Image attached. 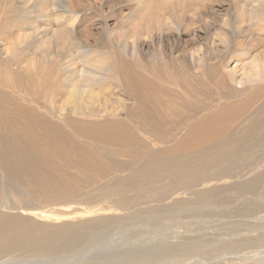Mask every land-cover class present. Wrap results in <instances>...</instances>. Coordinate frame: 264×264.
<instances>
[{"label": "rangeland", "instance_id": "374dc122", "mask_svg": "<svg viewBox=\"0 0 264 264\" xmlns=\"http://www.w3.org/2000/svg\"><path fill=\"white\" fill-rule=\"evenodd\" d=\"M63 1L53 0L44 6L41 0H0V150L6 152L10 146L12 151L13 148H35L32 144L37 142L40 123L48 122L61 133L58 136L47 130V134L63 138L67 143L61 158L50 156L49 153L57 148H50L46 138L41 141L42 136H38L37 144L40 145L37 151L48 154L45 166L51 174L43 180L56 181L54 175L61 169L63 175L66 172L69 173L67 177L79 175L77 180L83 182L80 184L78 181L77 184L78 198L76 195L71 200L37 201L39 210L45 216H39L40 211L37 210L32 217L24 218L18 207H22L27 195L31 196L28 189L35 184L26 176L23 164L12 162L6 166L0 158V224L9 225L4 219L10 218L14 222V217L18 216L20 219L14 224L21 229L33 227L28 229L31 231L36 227L37 230L46 228L51 232L60 229L63 224L81 230L80 227L103 221L106 224L105 233L98 241H92L95 244H89L93 245L88 247V250H93L89 256H94L95 249L99 248L127 246L142 249L158 244L172 248L170 261L184 258L199 260L196 255H187L191 238L212 233L218 235V239H228L230 228L245 231L247 226L250 230L258 223L257 220L247 222L213 212L206 214L201 211L197 215L190 212L193 206L203 203L204 208H215L206 201L211 195V183L199 188L200 192L194 196L186 192L188 185L179 181L173 183L175 186L167 180L155 184L143 179L144 184L139 187L134 184L120 186L118 183L122 181L109 185L122 179L135 181L128 175L141 173L136 161L128 158L132 152L144 149L142 153L147 154L150 149L159 151L165 148L157 141L144 138L131 128L136 129L132 124L129 123L130 127L127 123L126 111H130L135 103L122 89L124 78L126 81L132 71L140 72L149 82L160 87L153 93L165 102L186 98L188 88L195 93L193 103L203 102L207 113H211L219 103H242L252 86L264 84V23L258 27L248 22L246 14L242 24L237 16V10L243 6L240 0H70L76 7L75 14L70 13L66 6L69 0ZM147 11H155L157 18L152 22L146 21L143 14ZM57 15L59 22H55ZM60 28H66L65 35L75 47L68 54L55 47V34ZM46 38L54 44L50 45L48 54L40 48ZM253 58H258V61L252 63ZM83 72L95 84L88 88L92 95H79L70 90L76 80L75 74L84 76ZM238 82L242 84L239 88ZM233 89L241 93L226 99ZM263 94L257 99L256 107L264 99ZM105 106L108 107L106 111ZM250 111L252 108L248 107L246 114ZM35 119H38L37 122ZM115 119L120 121L117 126L126 125L127 131L133 134V144H126L125 147L124 144L115 145L108 138L101 139V132L108 131L109 134L110 130L102 127L106 130L102 131L99 126ZM167 124L169 128L162 125L161 130L170 129L168 132H172L171 124ZM184 133L181 130L177 139H181ZM8 139L13 140L12 143ZM260 144L253 153H246L248 160L238 161L233 157L232 161L230 159L221 165H227L231 173H245L254 168L257 172H264V144ZM80 152L84 155L79 157ZM78 157L82 163L94 157L92 161L104 164L97 165V169H84L81 164L76 169L74 163L79 162ZM105 165L107 168H102ZM113 165H119V171L118 167L113 169ZM40 167L42 169V164ZM42 170L40 172L44 175ZM96 173L99 177L93 182L92 176ZM225 181H221L226 184L222 186L223 190L228 187ZM38 184L41 185V181L37 187ZM167 191L171 194L169 199L152 201L167 196ZM254 191L258 194V190ZM17 196L22 197V204H18ZM173 202H179L178 206H172ZM25 204L32 205L31 202ZM225 205L222 203L220 206ZM153 208H157L156 213L150 211ZM180 208L190 211L178 212ZM151 214H155L156 219L146 220L145 217H151ZM262 215L264 212L254 218ZM7 228L16 226L9 225ZM77 251L80 260L76 264H81L86 252ZM11 257L16 258V255H0V259Z\"/></svg>", "mask_w": 264, "mask_h": 264}, {"label": "bare ground", "instance_id": "6f19581e", "mask_svg": "<svg viewBox=\"0 0 264 264\" xmlns=\"http://www.w3.org/2000/svg\"><path fill=\"white\" fill-rule=\"evenodd\" d=\"M43 1L44 3H42L41 0V5L45 6L47 2L50 3L53 0ZM239 3L243 4V6L240 7L241 9L237 10V16L241 18L240 22L244 24L246 14H248V22L261 27L264 23V0H240ZM66 6L68 10H70V13L72 12L75 14L76 7L70 2V0L69 2H66ZM44 14L48 16L47 11H44ZM143 16L148 22H152L157 18L155 11H147L143 14ZM58 20L57 15L55 22ZM259 30L261 29L259 28ZM66 33V28L58 29L55 34V47L64 51L65 54H68L74 46H72L73 43L67 39L65 35ZM51 42L52 41L47 39L42 41L40 44V48L45 53L47 52V54L50 51V45H54ZM257 61L258 58L252 59V63ZM93 66L95 67L96 63L93 62ZM259 70H261V68ZM85 72H87V70ZM85 72H83L84 76L77 73L75 74L76 80L70 86V90L75 94L80 95V93H86V95H92L91 90L89 91L88 88H91V86H94L95 84L91 83L90 77H85ZM257 73L258 72H256V75ZM87 74L92 75L93 73L88 72ZM130 74L131 76H128L126 81L124 78L121 82L123 91L128 96L133 98L135 103L130 111H126L127 123L132 124V126L136 129L131 127L130 124L129 126L133 130L140 132L144 138L152 139V142L157 141L158 143L164 145L165 148L159 151L151 149L148 151L147 149V154H144L146 152L142 153L144 149L142 151L137 150L132 152L128 158H133L132 160L136 161V165L138 166L137 169L141 173L136 172L135 176L128 175V177H134L135 181L123 179L116 180L109 186L122 181L118 183L120 186L123 185V187H128L131 184H134L135 187H139L144 184L142 179L147 183L155 184L166 180L170 182L169 184L179 181L187 184L188 189L186 192L190 196H194L200 192L199 188L211 183V195H208V199L206 201L209 205H212L215 208H204L205 203H203L193 206L191 211L190 209L187 210L186 208H180L178 212L190 211L195 215L199 214L201 211L206 214L213 212L218 216L225 218H240L241 220L247 222H251L252 219H255L258 223L252 225L250 230L249 227L245 226V231H239L235 227L230 228L228 232L231 235L228 239H218V235L212 233H204L199 237H196L198 235L197 234L196 236H193L196 238L190 239V243L188 245L190 249L187 255H196L199 257V260L184 258L183 260L170 261V252L172 248L160 246L158 244L154 247L151 246L142 249L141 247L129 248L127 246H111V248L104 249L103 247L104 250H100L101 248L98 247L99 249H95L96 254L94 256H89L90 253L93 252V250H88V247H93V245L89 244L94 240L98 241V239L102 237V233H105L106 224L103 221L94 223L90 226L86 225L85 227H80L81 230H74L71 225L69 226L68 224H63L60 226V229L52 230L51 232H49V229L46 228L37 230L36 227L35 230H32L33 227H29L32 228L30 231L28 230V227H25L28 229H21L20 226L18 227L14 224V222L18 219L17 216L14 217V220L16 219L14 222H12L10 218L8 220L4 219L6 223L8 222L9 225L13 227L16 226V228L11 229L7 228L9 226L7 224L4 226L0 224V255L14 254L18 259L12 257L8 259H0V264H49L52 262L76 264V261L80 260L77 258L80 256L78 255L79 251L77 250H85L84 252H86V257L83 261L81 260V264H154L155 262H157L156 264H264V215L254 218L259 213L264 212V172H257L254 168L245 173H231L230 168L227 165H221L230 159L232 161L233 157H235L238 161H246L248 160L247 157H245L246 153H253V151L258 148L260 143H262V145L264 144L263 98L259 106L256 107L258 105L257 99H260L259 97H262V94L264 93V84L252 86L250 93L248 92V97L246 96V100L243 101V99L242 103H219L211 113H207L203 102L201 103L198 101L197 103H193V100L195 101L196 97L195 93L190 91V89L187 88L186 98L180 97L178 98V101L170 99L165 102L160 99L161 96H156L153 93L154 90L158 88L153 82H149L147 78L140 74V72L134 73L132 71ZM241 85V82H238L237 88ZM149 90L152 91V94ZM240 93V91L235 89L230 90L228 95H226L228 96L226 99L229 100L235 98L239 96ZM37 96H39V94ZM256 103L257 105H255ZM248 107H251L252 111L246 114L248 112ZM107 109L108 107L105 106V110H103L106 111ZM204 112L206 114L202 115ZM37 120L35 119L34 121L37 122ZM106 122L108 124L99 126V129H102V127L104 129H109L111 135L110 133L108 134V131L102 129V131L106 132H101V139L104 140L108 138V140H112L111 142H114L115 145L124 144V146L135 142L133 134L127 131L126 125H122V127L117 126L120 124L119 119ZM167 122L171 124L172 132H168L170 129L165 132L161 130L162 125L163 127L167 125L169 128ZM40 125L37 138L34 137L37 142L32 144L35 145V148H13L12 151L9 149L11 148L10 144L13 140L9 141L8 139L11 143L8 144L10 148L8 147L9 149L6 151L7 153L0 150L2 154L0 155V158L6 166L12 162L18 165L19 163L23 164L26 176H28L31 180L33 179L32 181L35 184L34 187L32 186V189H28L31 196L27 195V198H25V202H31L32 205H27L24 202L22 207H18L24 214V218L32 217L35 215L36 211L39 210L40 207L37 206V201L47 203L51 202L53 199L59 200L61 198H65L71 200L75 198L78 193L77 184L79 180H77V178L79 175H76L77 178L72 177L71 174V177H67L66 175L69 173L66 172L65 175H63V171L60 169V172L57 171L54 175L56 181L49 179L43 180L45 179V176L51 177V174L49 171H46L45 166L47 164L46 158L48 157V154L42 151H37L39 147L38 145H40L37 144L39 143L38 136H42L41 141L46 138L50 148H57L55 150L53 149L54 151L50 152L49 155H57L59 158L63 155V149H65V143L67 142H64L65 139L62 140V137V139L57 138L61 131H57L58 128L55 125L48 122L40 123ZM47 130L52 131L58 136L55 138L47 134ZM181 130L185 133L181 139H177ZM97 134L95 136L96 139L98 138ZM8 145L6 144V146ZM248 150L250 151L248 152ZM55 151L57 152L54 154ZM138 153L142 154L139 155ZM237 153L240 155L238 156ZM78 154H80V157L83 152ZM79 157V162L74 163L76 169H79V166L82 165V168L84 169L93 167L94 169H97V165L104 164H98V161H92L94 157H91L87 160V162L83 161L84 163H82ZM40 164H42L43 170L41 169ZM106 165L102 168H107ZM113 166V169L118 167L117 170L119 171V165ZM41 170L44 175L41 174ZM96 174L97 175L93 174L94 176H92L93 182L96 181L95 179H97V177H99L98 173ZM148 178H153V180H147ZM3 180L6 179L4 178ZM39 181H41V185L38 184L37 187V183ZM69 181H71V183H68ZM221 181L228 182V187L225 190L222 189V186L226 184ZM81 182L83 181L80 180L79 183L81 184ZM36 188L39 189L37 192ZM254 190H258V194ZM120 191L123 193L122 190ZM176 192H174V194ZM170 196L171 194L167 191V196L153 199L152 201H165L169 199ZM17 198L18 204H22V197L17 196ZM178 203L179 202H173L172 206H178ZM222 203H226V205L220 206ZM7 207L8 206H6L5 203V208ZM156 210L157 208L150 209V211H153L152 213H156L154 212ZM39 213V216H45L43 215V211H40ZM145 219L152 221L156 219V215L151 214V217L146 216ZM92 243L95 244L96 242ZM107 244L108 243H106V245ZM139 244L141 243H138L137 245Z\"/></svg>", "mask_w": 264, "mask_h": 264}]
</instances>
